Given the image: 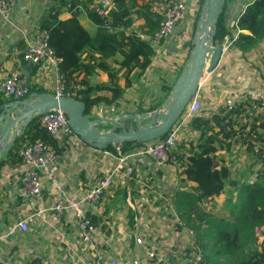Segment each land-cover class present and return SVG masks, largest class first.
<instances>
[{
  "label": "crops",
  "instance_id": "0c3cea01",
  "mask_svg": "<svg viewBox=\"0 0 264 264\" xmlns=\"http://www.w3.org/2000/svg\"><path fill=\"white\" fill-rule=\"evenodd\" d=\"M58 1L18 0L8 16H0V104L10 101L4 97L2 84L13 71L29 75L31 95L38 94L36 90L54 95V78L38 74L36 68L23 59V51L25 39L40 31L42 18ZM176 1H181L185 6V20L176 27L172 39L163 46L157 48L152 43L156 55L144 75L139 77L138 68L130 73L126 69L120 70L117 63L120 57L108 61L114 69L119 70L118 84L124 89V94L116 105L94 107L89 113L92 120L103 118L109 112L114 113V110L119 109L120 115H129L128 112L133 110L126 107L148 100L152 105L139 109L140 114H145L151 106L162 100L163 96L151 98L138 94L137 85H152L153 82H149L152 77L156 83L158 72H155L159 71L162 75L165 67L168 70L164 71L170 74L171 79L180 69L183 70L192 48L189 36L196 27L205 0ZM253 1L227 0L221 14L219 21L227 32L223 42L230 47L221 54L212 77L202 83L196 94L201 103L196 118L208 122V134L202 135L199 129L193 130L189 123L181 131L177 143V165L159 167L151 158H135L130 164L133 168L132 175L129 178L116 176L113 187L104 195L97 209V231L93 241L106 258L115 259L119 264H134L135 261L139 264H187L184 252L195 246V235L190 234L193 230L187 229L183 222L177 221L174 213L168 209V202L173 201L177 192L194 193L197 184L187 180L184 171L192 155L190 149L205 143L208 137H215L212 138L210 147L217 150L215 157L218 168L227 167L231 172L230 180L237 182V185L245 182L241 179L244 172L261 169V161L257 155L264 135V117L251 113L247 104H238L234 111L230 110L235 93L253 91L264 86L261 63L264 42L247 53L241 52L234 45L240 33L250 34L237 29L236 24ZM81 2L83 6L79 4L76 9L64 13L61 20L76 15L83 28L95 35L97 26L88 18L86 7L92 8L96 0ZM150 2L152 0H138L136 9ZM134 20L132 29L142 35L143 30H146L143 17L135 14ZM141 37L148 39L144 35ZM160 51H165L167 55L158 59V55L162 53ZM92 56L99 58L96 53H86L83 58L88 62ZM97 63L98 61L91 62L95 65ZM85 77L84 72L80 73L75 81L80 82ZM87 80L94 88L108 84L109 78L107 73L97 68ZM168 81L170 82L166 80L167 83ZM90 96L111 98V93L107 90L93 91ZM27 127L28 125L23 134L13 142L10 152L0 164V264H20L19 260L23 264H73L69 246L77 249L84 264H97L90 247L80 242L77 221L72 215H66L60 226L70 245L61 244L58 234L40 220L30 225L27 231H18L14 236H8V231L15 223L34 212L33 204L19 196L23 165L18 149L29 142V139L21 140ZM100 129L107 131L105 125ZM22 130L23 127L18 131L19 134ZM14 131L13 129L12 132ZM56 139L63 149L57 160L62 191L57 192L49 182L44 183L43 193L48 207L61 196L83 195L89 187L115 168L118 158L109 151L86 144L78 136H66L62 133ZM115 147L119 150L117 145ZM232 194H235L234 187L229 184L225 192L204 201L201 208L206 213L224 218L229 213L224 204ZM216 205H219V210H216L218 212H214ZM137 239H141L142 243L138 244ZM77 264L83 263L79 261Z\"/></svg>",
  "mask_w": 264,
  "mask_h": 264
},
{
  "label": "trees",
  "instance_id": "16d2710c",
  "mask_svg": "<svg viewBox=\"0 0 264 264\" xmlns=\"http://www.w3.org/2000/svg\"><path fill=\"white\" fill-rule=\"evenodd\" d=\"M81 1L59 0L42 18L40 30L49 33L50 47L58 57L62 58L59 69L67 89L82 87L78 94L80 100L86 104L87 113H90L99 105H116L123 97L124 89L118 84L119 70L109 64L110 59L120 57V60H117L119 69H126L128 73L138 68L139 77L144 75L151 66L156 52L149 39L159 30L161 17L151 12L153 3L158 0H152L138 9H136L138 0H114V9L110 13L108 27H106L105 19L95 13L92 8L86 7L88 18L97 26L96 34L91 35L83 28L76 15L61 20L64 13L76 9L79 4L83 6ZM84 6H86L85 3ZM134 13L143 17L146 30L142 33L148 39L141 37L132 29L135 21ZM236 28L250 33H240L234 43L241 52L247 53L264 42V0H254L240 15ZM226 34L225 28L219 21L215 41L222 42ZM86 53H96L99 58L92 56L91 61L85 62L83 56ZM92 61L94 63L98 61L97 65L91 64ZM261 63L264 80V54ZM97 68L107 73L109 81L108 84L92 88L87 77ZM83 72L86 77L80 82L75 81L77 75ZM181 72L182 69L177 72L173 83L164 81L161 86L162 100L151 106L146 113L153 112L161 106ZM101 90L109 91L111 98L90 96L91 92ZM36 92L47 94L43 90H36ZM260 116L264 117V114ZM190 127L193 130L199 129L202 135L208 134V122L201 118H194L190 122ZM262 127L264 128V124ZM212 138L215 137H208L205 143L190 149L192 155L188 159L189 164L184 174L187 180L197 184L194 193L180 191L173 199L180 221L187 229L193 230L195 235V246L188 250V253L195 250L201 253L202 264H264V135L257 155L261 161V169L253 185L248 181L237 185V182L230 180L231 172L227 167L218 168L215 157L217 150L215 147H210L213 143ZM25 139H29L31 143L42 141L48 144L58 156L63 152L60 142L42 127L39 117L28 125L25 134L21 137V140L25 141ZM142 145L135 142L124 143L120 145V151L115 146L109 145L103 151H109L119 157L120 153L127 154ZM229 184L234 187L236 200L233 202L231 198H227L228 216L219 218L206 213L201 208L202 203L221 195ZM96 220L95 217L93 220L95 224ZM204 225L206 228H203ZM256 228L263 229V240L254 247L253 245L257 242L254 237Z\"/></svg>",
  "mask_w": 264,
  "mask_h": 264
},
{
  "label": "built area",
  "instance_id": "2783aa9c",
  "mask_svg": "<svg viewBox=\"0 0 264 264\" xmlns=\"http://www.w3.org/2000/svg\"><path fill=\"white\" fill-rule=\"evenodd\" d=\"M17 1L18 0H0V16H8ZM113 9L114 0H96L92 6V10L101 16V18L105 19L106 27H108L109 16ZM151 12L153 15L161 17L159 30L149 39L154 45L169 41L176 27L185 20V6L181 1L158 0L153 3ZM221 45L223 54L230 45L227 46L223 41ZM23 59L34 66L38 74H47L54 78L55 96H67L80 100L78 91L82 89V87L77 86L73 90L67 89L66 82L59 69L62 58L58 57L50 47L49 33L47 31L40 30L32 37L25 39ZM213 72V70L206 71L202 83L208 81L212 77ZM31 88L29 75L20 71L11 72L2 84L4 97L10 101L29 98L31 96ZM238 104H247L248 109L254 115L264 114V86L253 91L235 93L233 96V105L230 110L234 111L235 106ZM200 109L201 103L197 95H195L178 122L168 132L166 138L144 143L136 150L120 155L117 158V165L115 168L89 187L83 195L79 197L61 196L50 207H48L44 198V183L49 182L57 192L62 191L59 182L60 171L57 163L58 155L51 146L42 141H36L34 143L26 142L19 150V156L23 165L19 196L33 204L34 212L23 220L15 223L8 231V236L12 237L18 231L25 232L29 229L30 225L40 220L41 223L47 225L48 228L54 230L58 234L61 244L70 245L61 232L60 226L66 215H72L77 221L80 242L90 247L91 251L94 253L97 264H119L115 259L106 258L93 241L97 231L93 220L97 215L98 206L101 204L106 192L113 187L116 176L122 175L123 177L129 178L132 175L133 168L130 164L135 158H151L159 167L168 164L177 165L179 163L177 143L180 133L183 128L198 116ZM39 118L42 127L45 128L52 137L57 138L62 133L66 136L77 137L68 125L66 115L61 111L53 110L40 115ZM256 181L257 175H254L250 177L248 182L253 185ZM168 209L174 213L177 221H180L175 211L174 200L168 202ZM193 233L194 232L190 231V234ZM137 243L141 244L142 240L137 239ZM68 251L73 264H77L79 261L84 264L75 247L69 246ZM202 258V254L195 250L192 252L187 264H202ZM134 264H139V262L135 261Z\"/></svg>",
  "mask_w": 264,
  "mask_h": 264
},
{
  "label": "water",
  "instance_id": "95a60500",
  "mask_svg": "<svg viewBox=\"0 0 264 264\" xmlns=\"http://www.w3.org/2000/svg\"><path fill=\"white\" fill-rule=\"evenodd\" d=\"M226 1H204L187 62L169 95L161 106L150 114L147 122L143 124L150 112L141 117L120 115V122L105 118L92 120L82 100L67 96L57 97L53 94H32L25 100L0 104V164L26 126L36 117L53 110L64 113L73 133L86 144L99 150H104L109 145L120 146L133 142L144 144L165 137L197 94L205 72L212 71L220 61L222 45L221 42L215 41V35ZM127 121H135L137 126L126 128ZM107 124L112 127L108 131H102L100 127ZM21 127L23 130L19 134Z\"/></svg>",
  "mask_w": 264,
  "mask_h": 264
},
{
  "label": "rangeland",
  "instance_id": "374dc122",
  "mask_svg": "<svg viewBox=\"0 0 264 264\" xmlns=\"http://www.w3.org/2000/svg\"><path fill=\"white\" fill-rule=\"evenodd\" d=\"M193 35H194V29L192 30V33L190 34V36H189V38H193ZM171 39H172V37H171ZM170 39V40H171ZM166 42H168V41H166ZM166 42H162V43H160L159 45H156L157 46V48H160L161 46H163ZM160 52H162L161 53V55L159 54L158 55V59H160L161 58V56H164V55H167V53H165V51H160ZM174 54V53H173ZM157 70V69H156ZM162 70V69H161ZM164 70H168L166 67L165 68H163V73L164 74H162L161 75V72H159V71H156L155 73L157 74V72H158V74L156 75V77L155 78H157L156 79V83H155V81H154V77H152L151 79H150V83L151 82H153V84L152 85H145V84H142V83H138V85H137V90H136V92L138 93V94H142V95H148L149 97H151V98H155V97H157V96H160V98H162V96H163V92L161 91V86H162V84L164 83V81H166V80H170V82L168 81V83H173L174 82V79H175V76L173 77V79H171L170 78V74L169 73H167V72H165ZM150 73V72H149ZM158 76H159V78H158ZM160 94V95H159ZM157 98H159V97H157ZM153 102V101H152ZM150 105H152V103H151V101H148V100H146V101H144V102H141V104H134V105H131V106H128V107H126L127 109H129V110H133V111H129L128 113H130L131 115H136V116H138V117H141V116H143L144 114H140V110L139 109H143L145 106L146 107H148V106H150ZM115 112L113 113V112H109L108 114H106L105 115V117H103V118H105V119H107V120H110V119H116V122H120V120L118 119V117L120 116V109L119 110H114ZM125 111V110H124ZM138 112H139V114H138ZM124 113H126V112H124ZM152 112H150V113H148L147 115H148V118L145 120V121H143V124L145 123V122H147L148 120H149V118H150V114H151ZM90 116H91V114H90ZM123 116H126V115H123ZM126 128H130V127H136L137 126V123L135 122V121H127L126 122ZM112 127V125L111 124H107V125H105V128L107 129V131L110 129ZM141 147V146H140ZM117 148H120V146H118L117 145ZM137 148H139V147H136V148H134V149H132L131 151H134V150H136ZM119 151H120V149H119ZM258 172L259 171H251V172H244L243 174H242V176H241V179L242 180H244L245 182H247V181H249V179H250V177L252 176H256L257 174H258ZM235 195V196H234ZM234 195H231L230 196V198L232 199V200H236V194H234ZM234 202V201H233ZM224 203H222V205H223ZM224 205H226V203L224 204ZM224 209H225V207H224ZM216 210H219V205H216L215 207H214V212H218V211H216ZM262 232H263V229L262 228H256L255 229V231H254V237H255V239H257V242H256V244H254L253 246L254 247H256L262 240H263V236H262ZM256 245V246H255ZM185 253V258H187L188 260L190 259V257H191V254H192V252H190V253H188V251H185L184 252ZM18 262H20V264H23V262L22 261H18Z\"/></svg>",
  "mask_w": 264,
  "mask_h": 264
}]
</instances>
